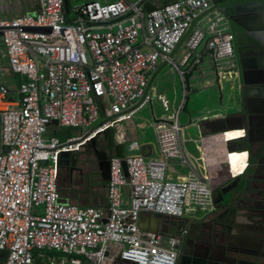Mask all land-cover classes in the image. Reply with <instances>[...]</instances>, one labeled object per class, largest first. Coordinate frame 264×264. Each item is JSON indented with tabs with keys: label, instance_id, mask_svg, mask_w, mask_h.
Masks as SVG:
<instances>
[{
	"label": "built area",
	"instance_id": "obj_1",
	"mask_svg": "<svg viewBox=\"0 0 264 264\" xmlns=\"http://www.w3.org/2000/svg\"><path fill=\"white\" fill-rule=\"evenodd\" d=\"M147 2L158 6L156 0H91L68 13L65 0H37L36 15L5 17L0 11L4 55L21 78L12 90L0 64V250L9 252L7 264H37L36 255L41 264H112L114 242L125 246L120 259L130 264H175L176 240L143 231L142 214L177 219L213 206L215 186L196 170L184 145L183 101L171 123L156 126V157L111 158L106 208L63 201L60 154L80 151L97 132L151 104L155 96L148 88L162 64L177 68L185 90L184 76L200 62L197 50L206 40L221 80L236 81L228 19L211 0H175L151 12ZM43 27L51 32L28 30ZM159 99L169 109V100ZM65 128L78 134L61 141L54 133ZM243 136L231 131L222 138L228 160L240 154L247 166L249 148L238 142ZM230 140L237 141L229 146ZM140 148L139 141L129 144L131 152ZM175 160L189 167L188 177L169 179ZM223 160L216 158L217 171L226 168Z\"/></svg>",
	"mask_w": 264,
	"mask_h": 264
},
{
	"label": "flooded vegetation",
	"instance_id": "obj_2",
	"mask_svg": "<svg viewBox=\"0 0 264 264\" xmlns=\"http://www.w3.org/2000/svg\"><path fill=\"white\" fill-rule=\"evenodd\" d=\"M217 1L221 3L215 6L226 15L233 37L232 46L237 71V104L243 106L245 103L249 108L252 96L258 98L256 92L260 85L257 81L261 75L260 71H263L264 12L261 9L262 0ZM244 72L248 73L249 77L245 95L241 90ZM258 100L259 106L256 111H253L254 113H258L261 106L260 99ZM252 122L254 127L258 124L257 128L261 129L260 119L253 118ZM253 140L252 144H248L250 147L249 166L254 168L256 179L253 181L254 188L250 193H246L240 199L235 197L230 203L228 198L231 193L224 195L223 191H219L215 197L213 196V206L207 209L208 211L194 209L191 213L177 218L170 226L161 229L159 235L164 240L171 238L176 240L175 264H260L254 258L246 256L240 249L242 243L248 240L264 245V160L260 164H255V157L257 155L261 157V153L259 155L258 152H264V131H255ZM238 165L239 159L234 165L235 171ZM79 179L81 178L78 177ZM69 181V175L62 171L60 173L61 186L63 182L67 184ZM236 184V181H232L224 186L223 190L234 187ZM240 187L241 185L234 189L233 193ZM223 196L224 201H222ZM243 236H248V239L241 240Z\"/></svg>",
	"mask_w": 264,
	"mask_h": 264
},
{
	"label": "water",
	"instance_id": "obj_3",
	"mask_svg": "<svg viewBox=\"0 0 264 264\" xmlns=\"http://www.w3.org/2000/svg\"><path fill=\"white\" fill-rule=\"evenodd\" d=\"M175 0H158V6H167L171 3H173ZM6 2H12L15 5L23 6V8L15 9L14 10V16H24V15H36L38 11V3L37 0H0V11L3 16L6 17L7 12L5 10V3ZM214 5H219L221 1L212 0ZM25 5H28L25 7ZM18 6V7H19ZM157 5L153 4L152 2L145 3V9L147 12H151L158 8ZM65 9L69 13L70 11V4L69 0H65ZM261 9L264 12V0L261 1ZM30 31H41V32H51V28H28ZM3 33L0 32V36H2ZM206 57H210V66L209 70L210 72H202L201 66L206 63ZM216 61L213 58V51L208 50L205 55L202 56L200 62L196 64L194 67H192L184 76V82H185V90H184V99H183V108L182 112L189 115V124L192 123L193 117L188 109L189 103H190V94L192 91L191 84H192V78L195 74L200 75V79L203 80H210L211 83L207 84V86L200 89L206 90V89H212L219 93V105H221V108L219 109L220 115L216 117L215 119L211 120H205L200 121L197 126L199 128L200 136H205L207 134H222L225 135L227 132H244V136L240 137L238 139V142L242 146H248V144H252L254 142L253 135L255 131L258 130L257 126H253V118L254 119H260L261 120V131H264V61H263V71H260L261 75L257 83L260 85L259 90H257L256 94L258 98L260 99L261 106L258 111V113H254L251 111L244 103L243 106L237 104L235 107L230 106L229 104L223 105V98H224V87L222 84V80L219 76L218 69L216 66ZM243 86L241 87L242 93L246 94V89L249 84V77L248 73L244 72L243 80H242ZM171 123L170 121H167ZM52 124L58 125L57 121H53ZM100 124L90 129L86 136H89L93 131H96L99 128ZM263 127V128H262ZM257 128V130H256ZM112 131L111 129H106L104 131H99L96 133V135L92 136L87 143L82 147L80 151H74V152H63L59 156V171L60 173L64 171L67 173L70 178L71 182H74L77 174L79 177H85L83 170L81 167H79V164H81V155L85 153L86 151H90L93 155L96 164H97V170L95 172V177L97 176V180L102 181L104 184H107L110 181V166H111V158L113 157V153L111 151L112 149V138H111ZM237 140H230L228 142L229 146H231L232 143H235ZM263 146H264V140H263ZM262 146V147H263ZM144 146L141 147V153L143 156L147 157V155L144 153ZM258 155L255 157V164H260L264 160V152H258ZM124 169L125 173L128 174L127 165L124 162ZM242 176L239 175L237 177H234L221 185L220 187L215 188L213 191L214 197L219 191H223V194H230L229 202L232 203L233 200L236 198H243L246 194V186L245 184H242L240 188H238V191L233 193V190L239 187L241 184H237L234 187H231L227 190H223L224 186L229 184L232 181H236L238 179H241ZM60 187L61 184H60ZM224 196L222 197V201H224ZM151 218V217H149ZM145 220L147 221L148 218L146 217ZM175 218L171 217H163L160 215H155L154 221V227L153 231L154 233L158 234L161 232V229L166 228L171 223L175 222ZM106 222V220H105ZM140 227L143 228V223H140ZM167 238L168 236H164ZM170 239V237H168ZM247 242V243H245ZM242 243L243 245L240 246V249L242 253H244L249 258H254L257 262L260 264H264V245H261L259 242H255L252 240H248ZM8 254L9 252L7 250H0V264H7L8 260ZM128 262L123 261L119 264H127ZM130 264V263H128Z\"/></svg>",
	"mask_w": 264,
	"mask_h": 264
},
{
	"label": "crops",
	"instance_id": "obj_4",
	"mask_svg": "<svg viewBox=\"0 0 264 264\" xmlns=\"http://www.w3.org/2000/svg\"><path fill=\"white\" fill-rule=\"evenodd\" d=\"M156 1H158V0H156ZM18 6L19 5H15L12 2H6L5 3V10L7 12L6 17L14 16V10L15 9H19L20 10L21 8H23L22 5L19 6V7ZM27 6L28 5H25V7H27ZM207 51L208 50L205 48L204 52L200 53V55L201 56L205 55V53ZM0 64L4 68L5 78L8 77V78L12 79L13 78V74L10 71V68H9V65H8V62H7V58L4 55V48H3V44H2L1 39H0ZM164 64H166V63H164ZM164 64H162L158 68V70L156 71L154 76L157 73L160 72V70L162 69ZM206 72L208 73V72H210V70H208ZM154 76H153V78H154ZM193 79L196 80V79H198V77L197 76H193L192 80ZM206 82H207V84L211 83L210 80H206V81L203 80V82L201 84L202 88L207 86ZM151 83H152V81H151ZM151 83H150L149 88H148L149 93H150ZM195 85L196 84H194V85L191 84V88L192 87L195 88ZM159 97H163L164 99H167V98L164 95H159L158 96V101L163 106V103L159 99ZM183 99H184V97H183ZM155 102L156 101L153 100V102L151 104H149L150 113L152 114V117H153L152 123L150 121V123L147 124L146 121H148V120L143 121L142 118L137 120L136 116H135V117H133V119L128 120V121H124V122L116 125L115 127L111 128V131H112L111 138H112V153H113V156H118V157L130 156V155H128L129 152H131L130 149H129V144H130V142H132L134 140L139 141V143L141 144V147L144 146V148H145L144 149V153L147 155V157L152 158V157H156L157 156V154H158V139H157V133H156V126H157L158 123L170 121L171 115L173 113H176L180 109L182 103L179 105V109L178 110L174 111L170 116L165 117V116H162L161 113H159V111H156L155 107H156L157 104L155 105ZM249 106H250L249 109L251 111H256L257 107L259 106V100H258V98L256 96H252L251 101L249 103ZM219 115H220V112H218L217 114L201 117V118H198V120L195 121V122L192 121V123L189 124V125L190 126L193 125L194 127H196L199 130L197 124L200 121L215 119ZM139 131H142V133L139 132ZM257 131H261V130L258 128ZM222 137H223L222 134H207L205 136H201L200 139H199V142L195 141V142H197V149H198V152H199V156L191 155L188 152L189 153V158L191 159V162L193 163V165L196 167V170L201 175L208 176V177L211 178L215 188L220 187L221 185H223L224 183H226L230 179L241 175L242 178L236 180V183L237 184H241V183L245 184V186H246L245 189L247 190L246 193H248V192L250 193L253 190V188H254L253 181L256 179L255 174H254V168L252 166H249L250 163H249V165L246 166V163L245 164H241L239 162L237 171H235L234 165H235V163H237V161H233V159H231V163L234 162L233 163L234 172H233V170H231V168H230L231 163L228 160L227 151L225 150L224 139ZM136 152L137 153H135V154L142 155L141 148H140L139 151H136ZM204 152L208 154L207 155V161L206 160L205 161L201 160V157H202ZM221 155H224L223 162H225V160H227V163L225 164L226 168L223 167V169L221 171H217L218 166L216 165V158L220 157ZM231 157H235V155H232ZM178 164H180V161H177V160H175V161H173L171 163L170 170H169V175H168L169 179L178 180L179 178L188 177L189 171L186 174L180 173L177 170V165ZM174 174L178 175L177 179H174L175 178ZM242 184H241V186H242ZM101 188L104 191L98 192L99 189H101ZM91 189H92L91 193L92 194L95 193L96 197L91 196L90 203L89 204L83 203V204L84 205H90V206L106 208L107 205H108L107 184H105V185L102 184L101 185V184L97 183V186L95 185ZM124 193L128 197L129 189L127 187H125ZM76 202H78V201H76ZM191 212H192V210L188 211L187 213H191ZM146 217L148 218L147 221L145 220ZM149 217H151V218H149ZM154 218H155V215H153V214L146 213V212L143 213L142 217H141V223H143L144 227L141 228V229L143 231H146V232H154L153 231V227H154L153 219ZM241 231H243V230H241ZM247 237L248 236H243V239L241 238V240L245 241L246 239H248ZM122 249L119 247V245H112L111 244L110 251H109V263L119 264V263L123 262L120 259V252H121Z\"/></svg>",
	"mask_w": 264,
	"mask_h": 264
},
{
	"label": "rangeland",
	"instance_id": "obj_5",
	"mask_svg": "<svg viewBox=\"0 0 264 264\" xmlns=\"http://www.w3.org/2000/svg\"><path fill=\"white\" fill-rule=\"evenodd\" d=\"M91 0H69L70 6H79L86 2H89ZM101 2H107L111 0H97ZM132 2L137 0H130ZM144 40V34L141 33L139 42L142 43ZM206 47V40L200 45V47L197 50V53L200 54L204 52ZM183 54V50L180 48L176 51V62L180 64V59ZM210 57H206V63L201 66L202 72H206L209 70L210 66ZM194 76H197L198 79L192 80V85H195V88L192 87V91L190 94V103L188 106V109L190 110L193 121H197L198 118L217 114L219 112V109L221 108V105H219V93L212 89H206L200 91L202 89V79H200V75L197 73ZM4 80L11 82V78L4 77ZM206 81V80H205ZM207 84V82H206ZM222 84L224 87V98H223V105L229 104L232 107H235L237 105V83L236 81H233V79L229 80V78L222 79ZM150 93L155 96L154 100L155 102V109L156 111H159L162 116L168 117L170 116L174 111L179 109V105L182 103L183 97H184V86L181 80V77L179 75V72L177 68H175L173 65L166 63L162 67L159 73H157L154 78L152 79V83L150 86ZM164 95L166 98L170 101V107L169 109H165L160 102L158 101V96ZM227 106V105H226ZM136 119L139 120L140 118L143 119V121H146L147 124L152 123L153 117L150 113V106L142 109L139 114L137 113ZM134 116V117H135ZM180 125L185 127L184 132V145L187 149V151L194 156H199V152L197 149V142H199L200 139V132L199 130L194 127L193 125H189V115L186 113L181 112L180 119H179ZM62 131H71L72 135L78 134L77 129H61ZM142 133V131H139ZM148 132V131H147ZM197 141V142H195ZM137 152H129L128 155L135 154ZM81 169L84 172L85 177L78 180V174L74 180V182L70 181L66 184L65 182L62 183V192L64 196L68 197H74L78 201L82 203L89 204L91 196L96 197L95 193L92 192V187L95 185L97 186V183L105 185L102 181L97 180V176L95 177V172L97 170V164L96 161L91 154L90 151H86L81 155ZM177 170L182 173L186 174L189 171V167L187 165H182L181 163L177 165ZM177 174H174V179H177ZM70 177V176H69ZM74 190V191H72ZM104 191L102 188L99 189L98 192ZM74 192V193H72ZM197 209V208H196ZM188 212V211H187ZM186 212V213H187ZM167 243L168 240H165ZM112 245H119V247L125 248V246L121 243H112Z\"/></svg>",
	"mask_w": 264,
	"mask_h": 264
},
{
	"label": "trees",
	"instance_id": "obj_6",
	"mask_svg": "<svg viewBox=\"0 0 264 264\" xmlns=\"http://www.w3.org/2000/svg\"><path fill=\"white\" fill-rule=\"evenodd\" d=\"M113 1H115V0H111V1H109V2H113ZM69 4H70V2H69ZM20 82H21V78L18 76V75H14L13 74V78H12V80H11V82H10V84H11V89L12 90H14V89H16L17 87H18V85L20 84ZM54 135L57 137V138H59L61 141H64V140H66L68 137H71V136H73L72 134H71V131H62V130H60V131H56L55 133H54ZM61 194H62V197H63V201H67V200H71L72 202H75V203H79V204H81V205H84L82 202H80V201H78L77 199H75L74 197H68V196H64L63 195V190H62V187H61ZM72 193H74V192H72ZM76 201H78V202H76ZM36 260H37V264H41V260L37 257V255H36Z\"/></svg>",
	"mask_w": 264,
	"mask_h": 264
},
{
	"label": "bare ground",
	"instance_id": "obj_7",
	"mask_svg": "<svg viewBox=\"0 0 264 264\" xmlns=\"http://www.w3.org/2000/svg\"><path fill=\"white\" fill-rule=\"evenodd\" d=\"M231 155H235V157H231V159H233V161H237V159H239V162L241 161V157H240V154H235V153H232ZM230 162H231V160H230ZM233 163L234 162H232L231 163V166H233ZM233 172H234V170H233Z\"/></svg>",
	"mask_w": 264,
	"mask_h": 264
}]
</instances>
